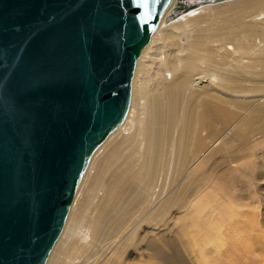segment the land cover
<instances>
[{
  "label": "water",
  "instance_id": "95a60500",
  "mask_svg": "<svg viewBox=\"0 0 264 264\" xmlns=\"http://www.w3.org/2000/svg\"><path fill=\"white\" fill-rule=\"evenodd\" d=\"M172 1L0 0V264L46 263Z\"/></svg>",
  "mask_w": 264,
  "mask_h": 264
},
{
  "label": "rangeland",
  "instance_id": "374dc122",
  "mask_svg": "<svg viewBox=\"0 0 264 264\" xmlns=\"http://www.w3.org/2000/svg\"><path fill=\"white\" fill-rule=\"evenodd\" d=\"M219 19L199 24L194 39L218 35ZM165 75L169 78V74ZM245 75L248 74L234 76L232 86L243 84ZM206 83L201 86L213 102H227L224 111L228 114L217 117V123L211 122L213 127L217 124L215 131L208 124L211 118L203 124L193 123L195 129L200 128L196 140L203 143L202 149L178 169V141L183 126L180 122L184 119L177 117L169 127L154 168L147 170L144 177L137 176V191H124L120 198L111 201L113 194L106 195L99 180L103 178L109 184L110 192L123 184L138 169L147 143L142 136H134L133 144L119 145L99 160L89 186L82 189L78 201L74 200L76 204L70 210L71 214L73 209L74 218L69 214L75 224L83 217L84 226L67 231L51 264H170L173 253L180 264H264V107L258 110L244 93L226 94ZM198 88L193 85L190 91ZM135 115L130 130L123 134L131 133L137 119L143 117L138 112ZM193 143L188 142L186 154L191 152ZM255 148L259 151L251 155ZM115 154L114 164L108 167ZM236 161L245 162L250 173L245 178L235 172L232 185L221 182L217 177L221 165L232 170ZM219 182L223 191L219 190ZM210 198L200 218L191 221L187 215L194 211L195 201ZM102 206L105 212L100 215ZM222 207L229 214L221 213ZM207 233L210 238L214 233L222 237L219 247L206 238ZM150 241H156L161 252L150 247ZM67 245L73 246L69 256Z\"/></svg>",
  "mask_w": 264,
  "mask_h": 264
},
{
  "label": "bare ground",
  "instance_id": "6f19581e",
  "mask_svg": "<svg viewBox=\"0 0 264 264\" xmlns=\"http://www.w3.org/2000/svg\"><path fill=\"white\" fill-rule=\"evenodd\" d=\"M176 1L173 0L166 9L163 19L142 49L132 78L128 113L123 123L106 138L93 154L76 191L75 202L78 201L82 189L89 186L96 163L112 154L119 148V145H130L134 136L138 135L142 136L147 143L138 169L132 172L123 184L115 186L111 192L109 184L105 183L103 178L99 180L105 194H113L110 201L120 198L124 191H137L134 185L137 176L144 177L147 170L151 171L154 168L163 149L165 138L169 136V127L172 121L179 116L184 120L180 122V125L183 126H181V136L178 141L180 151V157L177 158L178 169L185 166L194 153L202 149L203 143L196 140L200 128L195 129L194 124H203L204 120L211 118L212 120H209L208 124L212 125L219 121L217 117H226L228 114L224 111V103L227 104V102H213L209 97L211 95H208L201 86L204 82L210 86L218 87L226 94L244 93L246 100L252 102L253 106H257L258 110L264 107V0H207L204 4L184 5L186 7L184 10L173 15L172 9ZM227 13L228 15H226ZM259 16L263 17L259 18ZM217 18H221L218 20L220 25L217 28L221 32L218 35L196 41L194 39L195 28L201 23H207L210 19L217 20ZM166 73L169 74V78L165 75ZM239 73L248 75L243 77V84L234 87L232 86L233 77ZM230 80L231 84L229 85ZM193 85L194 88L201 87L198 90L190 91ZM202 95L207 97L202 98ZM256 101L260 102L256 104ZM137 112L143 117L137 119L131 133L123 134L124 131L130 130ZM190 115L193 117H188ZM214 126H211L212 131L216 130L217 124ZM192 140L194 142L192 150L186 154L185 148ZM258 151L255 148L251 155L257 154ZM115 160L116 154L112 161H109L108 167L113 165ZM233 166L236 167L230 170L221 165V171L217 175L221 182L224 181V183L232 185L234 182L231 179L236 177L235 172H239L245 178L250 173L245 162L236 161ZM96 176L97 174L94 177L96 178ZM220 185L219 182V190L223 191ZM74 200L72 205L74 203L75 206ZM211 200L210 198L205 201H195L194 211L187 215L189 219L192 221L200 218L202 210L206 207L205 202ZM222 209H220L221 213L229 214L230 211L228 212L226 208L222 207ZM70 210L62 232L54 245L55 249L53 247V253L51 251L45 264L52 263L68 230L72 227L81 228L84 226L83 217L80 218V223L73 222V209L71 214ZM104 212L105 206H102L100 215H103ZM98 222L102 225L100 219ZM243 226L239 225L245 231ZM188 233L186 232V235ZM205 235L216 247L222 243V237L220 238L217 233H214L212 238L208 233ZM148 244L161 252V246L156 241H150ZM172 244L170 243V246ZM72 247L70 245L65 247L68 256L73 251ZM178 261L179 259L176 255L174 256V253L169 256L170 264H180Z\"/></svg>",
  "mask_w": 264,
  "mask_h": 264
}]
</instances>
